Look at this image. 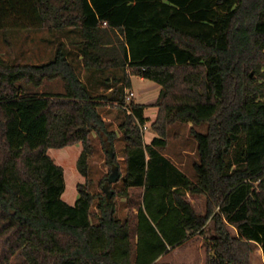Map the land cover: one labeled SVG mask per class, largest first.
Here are the masks:
<instances>
[{"label": "trees", "instance_id": "trees-1", "mask_svg": "<svg viewBox=\"0 0 264 264\" xmlns=\"http://www.w3.org/2000/svg\"><path fill=\"white\" fill-rule=\"evenodd\" d=\"M32 27L77 32L83 67L121 75L110 93L93 94L63 43L45 62L0 56V264L18 251L27 264H168L159 258L209 221L207 264H251L253 244L264 261V0H0V31ZM130 75L161 86L148 143V105L126 101ZM54 79L62 91L39 90ZM106 100L123 112L124 186L110 198L109 175L103 193L87 184L92 132L118 170L116 131L99 111ZM177 122L192 124L193 177L164 153ZM78 142L85 182L69 204L47 150ZM135 187L131 223L114 197ZM187 193L205 198L204 212Z\"/></svg>", "mask_w": 264, "mask_h": 264}, {"label": "rangeland", "instance_id": "rangeland-1", "mask_svg": "<svg viewBox=\"0 0 264 264\" xmlns=\"http://www.w3.org/2000/svg\"><path fill=\"white\" fill-rule=\"evenodd\" d=\"M77 32H68L61 30H47L46 28H27L0 31V56L12 63H40L51 59L58 44L63 43L64 48L68 51L69 58L77 61V48L74 42L78 39ZM78 36V37H77ZM75 67L77 63L74 62ZM153 82L147 79H140L138 76L132 78V87L135 99L139 101L149 100L147 91ZM29 88L32 89L30 86ZM39 90L44 91H62L63 85L60 79L44 80ZM147 100V101H148ZM111 107L113 105L111 104ZM154 109V108H153ZM103 111L104 108H101ZM152 113L149 118H154ZM107 114V112H105ZM104 113V114H105ZM109 116L114 122L110 123L107 128L115 129L113 150L115 159L118 163V179L114 180L106 189L111 196L120 190L123 186L124 174V140L121 130L118 128L119 122L123 119L121 109L110 108ZM115 117V118H114ZM143 130L144 139L149 138L147 133L154 132L148 123ZM191 123L177 122L168 128L167 147L164 153L168 155L178 166L184 170L189 176L193 177L192 161L196 159L195 147L196 142L189 132ZM196 129L204 131L205 125L194 126ZM92 153L88 159V188L92 193H103V178L110 175V167L108 164V148L102 146L98 134L92 132ZM82 144L80 142L60 147L49 148L47 154L51 156L53 161L63 168L64 191L61 198L69 203L74 204L79 196L77 184L85 182V177L79 172L76 166V160L81 152ZM129 194L126 197L116 195L114 203L116 207V215L122 219L128 218L131 223L136 220V210L140 201L141 188H129ZM93 202L92 210L96 211ZM192 202L199 212L205 210V198L203 196H193ZM214 234L213 226L209 221L205 227L204 233L194 236L180 246L168 251L159 258V262L168 264H207L205 242ZM251 264H264L262 250L258 245H252L250 257ZM10 264H27L20 251L16 252Z\"/></svg>", "mask_w": 264, "mask_h": 264}, {"label": "crops", "instance_id": "crops-1", "mask_svg": "<svg viewBox=\"0 0 264 264\" xmlns=\"http://www.w3.org/2000/svg\"><path fill=\"white\" fill-rule=\"evenodd\" d=\"M76 51L78 53L77 54V58H76L77 61H74L71 58H69L68 51H67V57H68L69 60H72L73 63L74 62L77 63L76 70L79 73V76L82 79V81L86 84L87 88L93 94H108V93H110V91L112 89V86H113L112 81H113L114 75L115 74H116V76L121 75V71L120 70L111 69V70H106L104 72H100V71H96V70H93V69L85 68V67L82 66V63H81V60H80V57H79L78 49ZM135 76H138L140 79H145V78H143L142 76H139V75H130L131 87H132V78L135 77ZM119 84H121V82H119ZM130 88H129V90H131ZM160 88H161V86L158 83L153 82L152 86H150L148 91L146 92L147 93V97H149V100L147 99L148 101L146 100V101L142 102V101H139V100L135 99V96L133 97L137 102L144 103V104L148 105L145 108V110H144V113H145V115L148 118H149V116H151L150 113H152V110H154L153 111L154 118L156 116L157 107L154 106V103H155V101L158 98V95H159V92H160ZM40 91H42V90H40ZM126 92H128V89L126 90ZM111 104L113 105V107H111ZM117 104H118V102L116 100H106L104 102V104L99 107V111H100V113H101V115H102V117H103V119H104V121L106 123V126H108L110 123L114 122L113 118L111 116H109V111H110V108L116 109V110L119 111L120 107ZM101 108H104V110L102 111ZM105 112H107V114ZM154 118H151V119L149 118V120L146 123H148L150 125L151 122L154 120ZM111 130H115V129L111 128ZM147 134L149 135V138H147L145 142L148 143L151 140V138L155 135V133L154 132H149ZM122 158H123V161H124V157H122ZM176 165L178 166L177 163H176ZM124 168H125V165H124ZM187 198L193 204V202H192L193 196H191L189 193H187Z\"/></svg>", "mask_w": 264, "mask_h": 264}, {"label": "water", "instance_id": "water-1", "mask_svg": "<svg viewBox=\"0 0 264 264\" xmlns=\"http://www.w3.org/2000/svg\"><path fill=\"white\" fill-rule=\"evenodd\" d=\"M118 177H119V173H118L117 169L114 168L112 170V172L110 173V175L108 176V182L111 183L114 180L118 179ZM106 188H107V186H104V189H106ZM105 191H106L107 197L110 198L111 197V193L109 191H107V190H105Z\"/></svg>", "mask_w": 264, "mask_h": 264}, {"label": "built area", "instance_id": "built-area-1", "mask_svg": "<svg viewBox=\"0 0 264 264\" xmlns=\"http://www.w3.org/2000/svg\"><path fill=\"white\" fill-rule=\"evenodd\" d=\"M105 24V22H104ZM134 92L132 90H128L127 95H126V101H129L132 97H134ZM127 112H129V110L127 109ZM146 128V125L142 126V130H144Z\"/></svg>", "mask_w": 264, "mask_h": 264}]
</instances>
